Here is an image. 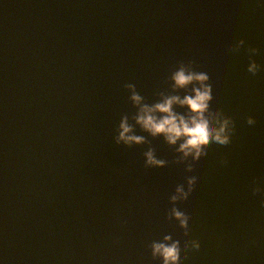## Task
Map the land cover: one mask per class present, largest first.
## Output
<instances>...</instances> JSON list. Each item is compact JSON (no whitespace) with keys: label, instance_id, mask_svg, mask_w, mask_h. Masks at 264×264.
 Listing matches in <instances>:
<instances>
[{"label":"water","instance_id":"obj_1","mask_svg":"<svg viewBox=\"0 0 264 264\" xmlns=\"http://www.w3.org/2000/svg\"><path fill=\"white\" fill-rule=\"evenodd\" d=\"M190 61L234 131L188 172L125 85L157 102ZM124 115L149 143H115ZM192 176L185 236L170 197ZM165 235L181 264H264V0H0V264H163Z\"/></svg>","mask_w":264,"mask_h":264},{"label":"clouds","instance_id":"obj_2","mask_svg":"<svg viewBox=\"0 0 264 264\" xmlns=\"http://www.w3.org/2000/svg\"><path fill=\"white\" fill-rule=\"evenodd\" d=\"M243 44V40L239 41L230 52L238 53ZM257 52L258 49H249L251 63L248 65L247 71L251 75H255L261 69V65L252 59ZM170 81L175 82L170 85V90L159 92L158 101L151 104L137 93L133 84L125 85L131 93L129 99L136 108V112L131 119L152 138L163 137L164 142L170 147L180 142L175 151L177 154L183 153V156L178 155L176 163H184L189 160L188 157H191L192 163H189L186 169L191 172L193 171V163L206 156L207 149L210 147L217 149L228 147L234 131L233 122L221 112L210 110V101L213 97L209 76L203 72H196L191 61L187 64L180 63L178 70H175L170 76ZM190 85L192 86L190 93L184 95L181 99L178 93L188 91ZM177 108L186 110L179 112L176 110ZM247 123L253 125L255 119L249 116ZM118 131L119 135L115 137L117 145L121 141L129 146L149 143L142 135H129L133 131V126L129 123L128 115L121 118ZM144 156L146 158L145 167L163 168L166 166L167 162L158 159L155 150L151 147L144 153ZM196 179L195 176L187 178V191H185L184 185H178L175 194L170 197L173 207L170 210L168 219L177 221L179 227L184 230L185 236L188 235L190 217L175 205L188 199L194 190ZM260 191L259 187L253 189L254 194ZM199 246L198 242H191L193 250H198ZM150 247L153 259L162 258L163 264H181L180 241H173L171 235H165L163 243L152 242ZM188 248L189 242L186 241L184 245L185 252Z\"/></svg>","mask_w":264,"mask_h":264}]
</instances>
